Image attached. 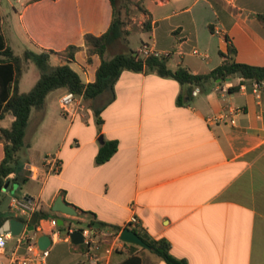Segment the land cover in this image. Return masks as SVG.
Listing matches in <instances>:
<instances>
[{"label":"crops","instance_id":"crops-1","mask_svg":"<svg viewBox=\"0 0 264 264\" xmlns=\"http://www.w3.org/2000/svg\"><path fill=\"white\" fill-rule=\"evenodd\" d=\"M134 1L143 11V46L158 52L171 70L183 66L194 75L208 74L223 63L221 53L228 54L230 46L236 50L230 56L234 61L264 67V0ZM16 3L0 0V35L6 47L21 56L32 49L63 53L74 45L79 49L70 66L84 83L94 82L101 60L94 56L88 63L85 36L108 31L111 0ZM51 61L66 64L56 54ZM252 84L236 77L191 86L146 69L125 71L114 97L102 94L92 102L107 98L105 103L94 108L82 99L74 114L63 115L67 122L61 116L48 119V95L45 109L35 117L36 123L48 124L40 127V150L26 132L24 158L0 198L7 201L6 207L0 205V234L10 219L32 225L31 217L11 209L14 196L33 202L36 212H54L62 197L79 215L57 214L75 229L118 232L136 216L139 233L168 241L171 254L188 264H264V90L258 97ZM20 85V92L27 93ZM32 116L33 111L30 121ZM5 121L11 125L14 116L7 114L0 127L6 128ZM112 141L116 153L97 165L100 149ZM54 142L57 147L48 150ZM51 220L35 226L36 242L51 235ZM93 220L96 226H91ZM16 238L10 236L0 247V264L30 255L25 234ZM110 243L100 248L105 264H119L131 253L142 264H166L151 249L125 242L113 249ZM55 244H66L68 251H61L58 262L44 255L40 264H79L86 258L87 247L73 245L69 237L57 238L51 247Z\"/></svg>","mask_w":264,"mask_h":264},{"label":"trees","instance_id":"trees-1","mask_svg":"<svg viewBox=\"0 0 264 264\" xmlns=\"http://www.w3.org/2000/svg\"><path fill=\"white\" fill-rule=\"evenodd\" d=\"M131 2V0H111L113 19L108 31L101 36L92 34L85 36V43L88 48V63H92L94 56H98L101 60L96 71L95 80L92 83H84L80 75L70 66V63L75 60L78 47L69 46L63 53H36L27 50L23 56H18L11 48L6 47L3 37L0 35V121L7 114L14 116V121L10 127H0V198L8 184L10 175L17 171L19 154L25 148L26 130L32 110L43 111L46 107L48 95L55 90L65 89L68 92H73L77 96H83L84 102L89 103L106 92H110L114 97L115 85L123 72H139L143 69L156 72L162 77L174 78L183 85L191 86L202 85L203 87L208 83L222 84L236 77L242 78L243 81L264 83V67L234 61L230 58V56L236 54V50L232 46L229 47L228 54L221 53L224 61L219 67L208 74L202 75H194L183 66L171 70L165 58L153 55L141 58L139 52L134 51L118 53L108 57L110 50L124 40L126 31L123 13ZM149 24V20L145 21L144 28L147 29ZM54 54L58 55L66 64L54 66L51 61ZM28 63L36 66L41 77L30 92L21 93L19 85ZM238 88L230 89V91ZM98 123H101L100 119H98ZM116 151V142L105 143L96 157V164L106 163L114 156ZM24 182L25 180L19 181L20 184ZM56 216L57 213L52 211L40 210L32 215L30 223L37 226L42 220H53ZM96 225L97 223L93 220L91 226ZM134 232L166 264H188L186 260L177 259L171 254V245L168 241L150 239L143 236L136 229ZM141 250H144V248H141ZM119 264H142V259L137 253H131L127 259Z\"/></svg>","mask_w":264,"mask_h":264},{"label":"rangeland","instance_id":"rangeland-1","mask_svg":"<svg viewBox=\"0 0 264 264\" xmlns=\"http://www.w3.org/2000/svg\"><path fill=\"white\" fill-rule=\"evenodd\" d=\"M5 1V0H3ZM131 4L128 6V8H126V10H124L123 13V17L125 20V31L126 34L124 36V40L122 43H119L117 45H115L109 52L108 57H111L115 54L118 53H123V52H129V51H134V52H138L139 49L143 46L142 44V35L139 33L142 29V15H143V11L142 8L140 7V4L137 1L131 0ZM5 3V2H4ZM12 3L17 5L16 0H12ZM12 10V9H11ZM13 15V13H12ZM141 46V47H140ZM27 51V50H26ZM32 51L38 53L37 51H35L34 49H32ZM21 56H23V53H20ZM143 56L142 54H140V57ZM76 70L78 72L81 73L80 68H78L77 66H75ZM41 74L39 72V70L36 68V66L32 63H28L26 64L25 67V72L21 78V85L20 88L23 92H29L31 91L34 86L37 84V82L40 80ZM65 89H58L53 91L52 93L49 94L48 97V104L50 105V114H49V120L52 119L53 121L58 120V118L61 116L62 119H64L66 122L69 119H66L63 114H62V110L60 109L61 106H59L58 103V98L62 97L65 93H64ZM107 98L97 101V102H90V107H101ZM87 107V106H86ZM33 116L31 118L30 124H28L27 127V140L30 141L32 144H36V147L40 150V127H42V129H45V127L48 125L46 123V126H43V124L37 121L36 123V118L38 117L37 113L38 110L33 109ZM64 117V118H63ZM6 125V128L10 127V123L8 121L4 122ZM55 122H53L52 124H54ZM52 124H50V126H52ZM45 131V130H43ZM56 142L51 143L48 146V150H53L54 148H56ZM26 151V148L20 152L19 154V159L22 160V158H24V153ZM13 198H20L23 199L22 197H17L14 196ZM12 200V199H10ZM0 205H2L3 207L7 206V201L5 198H2L0 200ZM58 216H60L61 218H63V220L69 224V222L67 221V219L65 218L64 215L61 214H57ZM71 224H73L75 227L80 226L81 223H78L76 221H72ZM36 232H30L28 234L29 238H31L32 240L28 241L29 243L35 244L36 241ZM62 238H64L62 236ZM15 239H17L15 237ZM73 247V246H72ZM67 249L68 251V246L66 244H60L58 245H53V247H51L47 252L42 253V255H47L49 260L58 262L61 259V251ZM71 253H74V248H71L70 250ZM67 253V252H66Z\"/></svg>","mask_w":264,"mask_h":264},{"label":"built area","instance_id":"built-area-1","mask_svg":"<svg viewBox=\"0 0 264 264\" xmlns=\"http://www.w3.org/2000/svg\"><path fill=\"white\" fill-rule=\"evenodd\" d=\"M140 54L144 56V58L150 57V56H156L160 57L159 53L156 51H152L148 46H143L140 49ZM241 90H245L246 86L245 84L240 86ZM253 93L257 95L258 97L264 90V83L261 82H255L253 81L252 84ZM82 99L83 96H77L73 92H66L61 98H60V106L62 110V114L64 116L72 115L74 114L76 108L82 107ZM218 118H215L214 120H217ZM232 123L234 124L235 121L233 120ZM49 160V158H46ZM58 171L60 170V166L57 167ZM10 207L13 211L25 216V217H32V215L37 211L36 205H34L33 202L27 200V199H20V198H14L11 203ZM138 218L136 216H132L129 220L128 225L124 227L129 228L131 230H135L138 226ZM51 226H52V233L51 237L52 240H57V238L62 236L61 228L58 226V221L56 219L51 220ZM69 226V225H68ZM76 229L71 225L69 226V231L74 232ZM123 229H121L118 232L113 231L112 229H102V230H95L92 231L90 229H83V237H84V245L87 247L86 251V258L84 261L80 262L79 264H105L104 257L100 254V248L102 244H106L107 242L111 241V245L113 246V249H117V247H121V244L123 241L120 239V235ZM25 238L30 241L32 240L28 236V232H26V225L24 232ZM12 236L10 233L7 234H0V247H5L7 244L8 238ZM27 251L30 255L21 258L16 259L11 264H40V261L43 263L44 257L42 255V251L39 250L37 246V242L35 241V244L28 243L27 245ZM31 255H34L33 257Z\"/></svg>","mask_w":264,"mask_h":264},{"label":"water","instance_id":"water-1","mask_svg":"<svg viewBox=\"0 0 264 264\" xmlns=\"http://www.w3.org/2000/svg\"><path fill=\"white\" fill-rule=\"evenodd\" d=\"M103 143V139L100 140ZM53 211L55 213H61L69 217H78L79 212L77 209L66 203L62 197H59L54 206ZM58 226L61 228V233L63 237H69L73 245H82L84 244V237L82 230L76 229L74 232L69 231V226L66 225L63 219L58 220ZM25 229V223L20 219H10L4 225L3 234L10 233L13 237L20 236ZM36 227L30 225L26 227V232H35ZM120 239L125 243L134 244L142 248L150 249V246L144 242V240L133 230L125 228L120 235ZM53 240L51 235H42L37 239V246L40 251L47 252L52 246Z\"/></svg>","mask_w":264,"mask_h":264}]
</instances>
